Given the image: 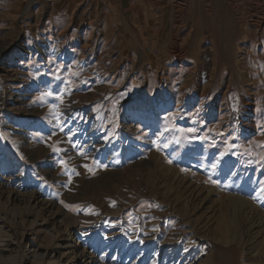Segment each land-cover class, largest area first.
<instances>
[{
  "label": "rangeland",
  "instance_id": "374dc122",
  "mask_svg": "<svg viewBox=\"0 0 264 264\" xmlns=\"http://www.w3.org/2000/svg\"><path fill=\"white\" fill-rule=\"evenodd\" d=\"M83 253L264 264V0H0V264Z\"/></svg>",
  "mask_w": 264,
  "mask_h": 264
},
{
  "label": "bare ground",
  "instance_id": "6f19581e",
  "mask_svg": "<svg viewBox=\"0 0 264 264\" xmlns=\"http://www.w3.org/2000/svg\"><path fill=\"white\" fill-rule=\"evenodd\" d=\"M29 53V52H28ZM64 57L63 55H61V58ZM64 60H65V57H64ZM78 129V128H77ZM92 129V128H91ZM90 132V131H89ZM91 150V149H90ZM93 154V153H92ZM111 236V235H110ZM72 245V244H71ZM63 251L65 252H62V251H58L57 254H59V256L61 258H65V257H68V256H73L75 254V248L70 246L69 244H67V242L64 244V247L62 248ZM57 252V250H56ZM82 258H85V260L83 261L82 264H93V262H87L86 261H89V258H86L85 254L83 253L82 255ZM93 258V257H92ZM65 260V259H64ZM92 260V259H91ZM69 261V260H68ZM93 261V260H92ZM65 263V262H64ZM42 264V263H41ZM67 264V263H66ZM73 264V263H72ZM75 264V263H74Z\"/></svg>",
  "mask_w": 264,
  "mask_h": 264
},
{
  "label": "crops",
  "instance_id": "0c3cea01",
  "mask_svg": "<svg viewBox=\"0 0 264 264\" xmlns=\"http://www.w3.org/2000/svg\"><path fill=\"white\" fill-rule=\"evenodd\" d=\"M52 16V15H51ZM119 16V15H118ZM119 21L120 23H122V16L120 14L119 16ZM51 23V22H50ZM143 24L142 23H139L138 20H136L135 18L133 19V23L131 24V30L134 32V33H137L138 35H141L142 32H143ZM117 30H120V29H117Z\"/></svg>",
  "mask_w": 264,
  "mask_h": 264
},
{
  "label": "water",
  "instance_id": "95a60500",
  "mask_svg": "<svg viewBox=\"0 0 264 264\" xmlns=\"http://www.w3.org/2000/svg\"><path fill=\"white\" fill-rule=\"evenodd\" d=\"M53 56H55L57 58V57H59V54L57 52H54Z\"/></svg>",
  "mask_w": 264,
  "mask_h": 264
}]
</instances>
